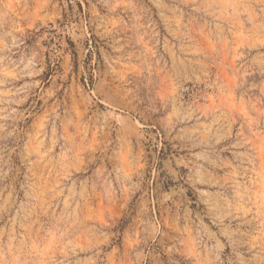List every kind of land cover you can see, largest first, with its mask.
<instances>
[{
	"label": "rangeland",
	"instance_id": "obj_1",
	"mask_svg": "<svg viewBox=\"0 0 264 264\" xmlns=\"http://www.w3.org/2000/svg\"><path fill=\"white\" fill-rule=\"evenodd\" d=\"M0 264H264V0H0Z\"/></svg>",
	"mask_w": 264,
	"mask_h": 264
}]
</instances>
